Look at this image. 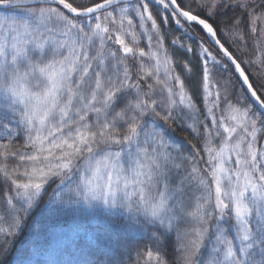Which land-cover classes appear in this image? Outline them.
<instances>
[{"label": "snow or ice", "instance_id": "snow-or-ice-1", "mask_svg": "<svg viewBox=\"0 0 264 264\" xmlns=\"http://www.w3.org/2000/svg\"><path fill=\"white\" fill-rule=\"evenodd\" d=\"M0 12V235L57 179L52 200L71 182L68 203L126 213L124 231L147 234L134 264H264V0H0ZM217 20L258 55L235 56ZM173 21L200 26L238 74L213 81L207 59L221 60L199 46L203 111L165 47ZM178 117L201 138L188 155L158 130Z\"/></svg>", "mask_w": 264, "mask_h": 264}, {"label": "rangeland", "instance_id": "rangeland-1", "mask_svg": "<svg viewBox=\"0 0 264 264\" xmlns=\"http://www.w3.org/2000/svg\"><path fill=\"white\" fill-rule=\"evenodd\" d=\"M179 1L182 6L190 3V0ZM193 8L195 9V5ZM4 14L0 12V15ZM163 14L167 13H163L162 10ZM185 28L187 31L178 28L173 21L167 25H162V35L164 36L165 47L168 48L173 57L175 74L179 75L185 82L188 94L193 98L197 107L203 111L205 104L201 79L206 58L199 55V46L203 44L204 47L209 48L213 56L221 60V64L214 65L211 59H207L213 81L222 83L224 79H231L236 84V76L222 56L209 45L198 25L185 24ZM200 32L204 36L203 39L201 38L202 40L196 38ZM176 37H179L184 45L192 47L193 52H186L185 48L172 45L171 41ZM227 42L231 45L236 43L233 49L241 61L254 59L258 55L252 40H248L245 50H241L240 44L242 42L233 41L231 38ZM140 47H145L147 50L144 39H141ZM185 63L192 69L190 73L183 67ZM226 64L227 67H225ZM242 65L247 68L251 80L258 85L261 82V77L257 74L259 70L256 65L247 63ZM191 82L196 83V85ZM237 88L239 91L238 85ZM239 95L243 96V92L240 91ZM219 115L220 112L217 111V116ZM200 119L210 125V121H205L203 114ZM188 123H192V121L184 120L181 122L179 117L175 123L157 122L158 130L163 132L167 142L172 145L170 151L178 148L181 153L188 155L192 152V144H196L197 147L201 146V138H197L191 129L186 127ZM197 126L203 131V125ZM23 142V133H21L16 138L15 143L17 146H22ZM260 142L264 144V134H261ZM199 166L201 168L207 167L203 161H200ZM58 183L59 180L57 179L49 181L40 200L30 211L27 222L17 231L19 235L22 234V242L15 253L14 264H97L98 261L102 264H108L110 260L119 261L121 259L125 264H134L137 249H143L145 245L152 247L146 233L124 231L122 225L126 222V213L102 211L96 207L76 203L74 199L68 203L69 188L75 187L71 182H69L68 187L62 189L61 199L52 200V190L56 188ZM65 233H70L69 238L74 237L69 240V245L65 244ZM61 235L63 236L61 237ZM56 236L60 240H57ZM1 237L2 235H0ZM117 240L121 241L124 246L118 247ZM165 247L169 251L171 250L170 244H166ZM80 252L85 254L84 257L80 256Z\"/></svg>", "mask_w": 264, "mask_h": 264}, {"label": "trees", "instance_id": "trees-1", "mask_svg": "<svg viewBox=\"0 0 264 264\" xmlns=\"http://www.w3.org/2000/svg\"><path fill=\"white\" fill-rule=\"evenodd\" d=\"M81 2H86V0H81ZM178 2H180V1L178 0ZM210 22H212L214 24V26L217 27L219 38H221L222 43H224L225 46L227 48H229V50L235 56H237L235 51H234V49H233L234 45L236 43L231 45L229 42H227V41L230 40L231 37L223 35V33H222L223 25H221L218 20L217 21H210ZM199 34L196 35V38L198 40H200L201 38L203 39L204 36L202 35V33H201L200 36H199ZM243 67L245 68L246 73L248 74L247 68L245 66H243ZM193 81L196 82L195 79H193ZM191 83H193V82H191ZM193 84L196 85V83H193ZM191 87L193 89H195L192 85H191ZM21 242H22V234L19 235V232H16L15 235L8 236V237H5V236L2 235V237L0 238V264H14V261H13L14 260V256H15V253H16L17 249L19 248Z\"/></svg>", "mask_w": 264, "mask_h": 264}, {"label": "water", "instance_id": "water-1", "mask_svg": "<svg viewBox=\"0 0 264 264\" xmlns=\"http://www.w3.org/2000/svg\"><path fill=\"white\" fill-rule=\"evenodd\" d=\"M199 27H200V26H199ZM200 28H201V27H200ZM202 31H203V30H202ZM203 34H204L205 37L207 38L209 45H210L212 48H214V50H216V51L222 56V58L226 61V63L229 65V67H230L231 70L233 71L234 75L237 76L238 74H236V73L234 72V68L231 66L230 62L227 61V58L223 57V54L220 53V52L218 51V46L215 45V42H214L210 37L207 36V33H206V32L203 31ZM256 108H257L259 111H264V109H259L258 106H256Z\"/></svg>", "mask_w": 264, "mask_h": 264}, {"label": "bare ground", "instance_id": "bare-ground-1", "mask_svg": "<svg viewBox=\"0 0 264 264\" xmlns=\"http://www.w3.org/2000/svg\"><path fill=\"white\" fill-rule=\"evenodd\" d=\"M64 235H66V240H65V244L66 245H69L70 244V241L69 240H71V239H73L74 237H71V238H69V235H70V233L69 234H67V233H65ZM63 235H61V237H62ZM56 238H57V240H60V238H58L57 236H56ZM84 253L83 252H80V256H83L84 257ZM50 264V263H49ZM84 264V263H83Z\"/></svg>", "mask_w": 264, "mask_h": 264}]
</instances>
